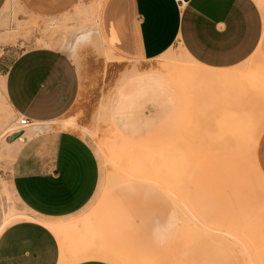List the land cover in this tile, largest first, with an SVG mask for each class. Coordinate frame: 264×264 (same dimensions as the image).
Here are the masks:
<instances>
[{
  "label": "rangeland",
  "instance_id": "1",
  "mask_svg": "<svg viewBox=\"0 0 264 264\" xmlns=\"http://www.w3.org/2000/svg\"><path fill=\"white\" fill-rule=\"evenodd\" d=\"M99 1L78 0L66 11L49 16L33 14L16 0H6L0 9L3 62L31 46H58L71 57L79 75L71 109L46 127L67 128L81 135L96 156L99 179L79 210L45 219L62 223L81 217L84 223L83 228L66 231L63 236L52 232L59 245L56 264L86 258L111 264L123 260V264H237L236 259L238 264H248L250 257L244 256L243 245L223 233L217 240L190 242L187 230L204 222L221 232L239 233L249 251L256 247L250 251L251 261L264 264V3L260 6L252 0L260 14L261 30L245 56L251 57L235 68L226 86H216L200 78L204 67L191 62L176 41L149 59L129 60L112 53L96 35ZM169 53L183 70L174 62L165 65ZM157 84L170 99L165 111L158 100ZM120 101L130 105L138 128H128L134 122L128 115H120L129 112ZM19 116L5 97L0 70V225L25 219L16 217L18 214L41 217L29 212L11 191L10 165L22 140L9 141L12 132L23 128ZM222 157L241 159L245 168L251 165L261 193L252 192L247 185L243 192H230L226 185L223 189L234 174L230 161ZM121 176L124 182L118 183ZM139 178L154 180L151 182L167 193ZM168 187L173 191L185 188L178 195L181 201ZM188 209L198 214L196 220ZM238 211L243 222H236ZM87 213L90 215L85 218ZM154 218L157 242H143L136 257L127 247L107 239L112 231H127L133 224L143 226ZM248 219L252 220L246 223ZM151 240L155 242L154 237Z\"/></svg>",
  "mask_w": 264,
  "mask_h": 264
},
{
  "label": "crops",
  "instance_id": "2",
  "mask_svg": "<svg viewBox=\"0 0 264 264\" xmlns=\"http://www.w3.org/2000/svg\"><path fill=\"white\" fill-rule=\"evenodd\" d=\"M5 1L0 0V9ZM16 1L33 14L49 16L66 11L78 0ZM263 3L264 0H257L260 6ZM260 30V14L252 0H100L96 13V35L102 45L129 60L162 54L176 41L198 64L227 69L251 57L245 56L255 46ZM0 70L8 103L18 115L29 120V125L23 127L27 136L11 161V191L29 212L41 215H28L35 220H17L0 231V264H56L58 241L42 221L79 210L88 202L99 179L96 156L81 135L67 128L46 127L71 109L79 90L77 67L60 47L37 45L21 50L8 62L0 58ZM155 87L165 111L170 99L159 90L158 84ZM127 106L129 112L120 115H128L134 122L129 129L138 128V120L131 114L130 105ZM262 151L264 158V144ZM222 158L230 161L234 174L223 189L226 185L230 192H243L247 185L252 192L261 193L260 180L251 165L245 168L241 159ZM139 180L166 192L151 181ZM239 215L238 211L236 222L243 220ZM145 222L143 226L133 224L127 231H112L107 239L116 246L127 247L136 257L143 242L149 245L157 242V219ZM73 264L111 263L86 258Z\"/></svg>",
  "mask_w": 264,
  "mask_h": 264
},
{
  "label": "bare ground",
  "instance_id": "3",
  "mask_svg": "<svg viewBox=\"0 0 264 264\" xmlns=\"http://www.w3.org/2000/svg\"><path fill=\"white\" fill-rule=\"evenodd\" d=\"M8 39L6 38V39H4L3 40V42L4 41H7ZM183 53H184V55L185 56H187L188 57V59L191 61V62H193L194 64H198L196 61H194L192 58H190L185 52H184V50H183ZM165 65H169V64H171V63H175V64H177V67H178V65H179V63H176V61H173L172 62V60H175L174 59V56L171 54V53H169V54H167L165 57ZM198 65H200V64H198ZM251 65V64H250ZM174 66V65H173ZM176 66V65H175ZM202 66V65H201ZM239 66V65H238ZM204 67V70H203V72L201 73V75H200V78L201 79H203L204 81H206V82H209L210 84H212V85H216V86H220V85H227L228 84V82L230 81V74L231 73H235V68L237 67V66H235V67H231V68H227V69H216V68H212V67H207V66H203ZM160 69V68H159ZM178 69H180V70H183L181 67H178ZM261 69H263V68H261ZM240 85V84H239ZM225 86H223V87H225ZM222 87V86H221ZM222 87V88H223ZM220 88V87H219ZM220 90V89H219ZM68 122V121H67ZM19 125H20V127H26V126H28L29 125V123H27V124H25V125H23V124H20L19 123ZM14 131V130H13ZM18 133H17V135L15 136V137H10V141H9V143H16V142H18V141H21V140H23L24 138H25V130H24V128H19L18 130H16ZM8 143V145H10ZM161 153V152H160ZM221 153V152H220ZM162 154V153H161ZM160 154V155H161ZM159 155V154H158ZM161 157V156H160ZM164 159V158H163ZM163 159H161L162 161H163ZM159 163V162H158ZM161 164V163H160ZM119 166V165H118ZM123 168V167H122ZM111 169V168H110ZM108 171V170H107ZM112 171H114V170H112ZM116 173V172H115ZM112 175V173L110 172L109 174L107 173L106 175H107V179L106 180H108L110 177H111V175ZM109 177V178H108ZM120 181H118V183H120V182H124V179H123V177L121 176L120 177V179H119ZM188 180V179H187ZM151 181H153L154 182V180H152L151 179ZM161 185V184H160ZM161 186H163V187H166V185H164V184H162ZM169 188V187H168ZM180 188V187H179ZM189 188V187H188ZM185 188H182V190H179V189H176V190H170V188L169 189H167V191L168 192H170V193H173V194H175V196L174 197H176V195H177V197H179L178 198V200L179 201H181V196H178L179 195V193L180 192H185L186 190H184ZM109 192V191H108ZM177 193V194H176ZM180 195H181V193H180ZM105 197V196H104ZM103 199V198H102ZM100 202V201H99ZM102 202V201H101ZM98 203V202H97ZM177 204H178V201H177ZM97 205V204H96ZM99 205H100V203H99ZM96 207V206H95ZM190 211V215L192 216V218L193 219H195L196 220V218H194L196 215H198L194 210H190V209H188V212ZM90 214L89 213H87L86 215H84V216H86L85 218H88L87 216H89ZM184 215V214H183ZM195 215V216H194ZM18 216H25V219L27 218V219H31V220H35V218H32V217H30V216H28V215H26V214H18V215H16V217H18ZM72 219H69V220H67V221H64V222H62V223H51V222H49V221H42V223H43V225H45L47 228H49L50 230H51V232H55V231H57L61 236H63V234L64 233H66V231L68 232V231H70V230H75V229H81V228H83V226H84V223H83V221H82V218L81 217H79V218H74L72 221H71ZM191 221V220H190ZM198 221V220H197ZM7 222L8 221H3V223H1V225H0V231L7 225ZM199 222V221H198ZM86 225V224H85ZM194 228H195V230L194 229H190V230H187V232H188V235L190 236L189 237V240H191L190 242H193V241H197V240H201V238H208V239H216L217 240V237H218V234H224V235H226L227 237H230L231 239H233L236 243L237 242H239V244L241 243L242 245H243V247H244V256H247L248 258L250 257V259H249V262H248V264H257V262H252L251 260H252V254L250 253V251H253L252 250V248H250L251 250L249 251L248 250V248H247V246H245V241H243V240H245V239H242V237L239 235V233L237 234V235H235V233H237V232H235L234 231V234H233V232H221L219 229H216V228H211V226H210V224H207V223H200V225H196L195 223H194ZM246 232V231H245ZM244 232V233H245ZM247 233V232H246ZM248 235V234H247ZM245 236V235H244ZM60 240H61V237L59 238ZM250 240V239H249ZM189 242V243H190ZM65 249V248H64ZM64 249H62V252H61V255H64V252H63V250ZM258 253V252H257ZM257 253H256V255H257ZM66 254H67V252H66ZM251 254V255H250ZM259 254V253H258ZM64 257V256H63ZM76 260H78V258L76 259ZM62 262V261H61ZM259 262H262V261H259ZM72 263V262H71ZM71 263H69V264H71ZM59 264H60V262H59ZM262 264V263H261Z\"/></svg>",
  "mask_w": 264,
  "mask_h": 264
},
{
  "label": "built area",
  "instance_id": "4",
  "mask_svg": "<svg viewBox=\"0 0 264 264\" xmlns=\"http://www.w3.org/2000/svg\"><path fill=\"white\" fill-rule=\"evenodd\" d=\"M18 123L25 125L29 123V120L25 116H19Z\"/></svg>",
  "mask_w": 264,
  "mask_h": 264
},
{
  "label": "water",
  "instance_id": "5",
  "mask_svg": "<svg viewBox=\"0 0 264 264\" xmlns=\"http://www.w3.org/2000/svg\"><path fill=\"white\" fill-rule=\"evenodd\" d=\"M17 133H18L17 131H14V132H12L11 136L15 137L17 135Z\"/></svg>",
  "mask_w": 264,
  "mask_h": 264
}]
</instances>
